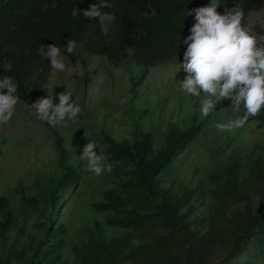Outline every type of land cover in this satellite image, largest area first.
Instances as JSON below:
<instances>
[{
  "label": "trees",
  "instance_id": "16d2710c",
  "mask_svg": "<svg viewBox=\"0 0 264 264\" xmlns=\"http://www.w3.org/2000/svg\"><path fill=\"white\" fill-rule=\"evenodd\" d=\"M210 2L0 0V63L7 66L0 70V79H13L18 102L34 104L47 98L43 86L52 67L39 50L43 46L47 50L48 45H56L62 59L83 70L88 55L103 57L112 66L129 60L141 69L181 62L187 48L183 37L196 23L193 10L210 6ZM263 2L220 0L216 10L224 15L239 8L245 15L259 10ZM93 4H107L101 11L110 13L113 20L101 25L85 17L83 11ZM70 39L76 42L71 54L66 48ZM0 92L6 94L7 89ZM205 120H193L184 129L169 126L162 145L155 150L149 133L115 142L102 132L105 162L115 165L113 170L126 179L102 189L89 201L92 211L110 215L103 222L96 219L82 225L73 242L68 240L72 213L67 209L57 215V209L78 181L77 168L65 163L60 139L49 128L60 171L50 181V213L39 223L38 233L28 245L29 256L23 258L24 250L17 253L22 264H264V156L250 162L246 176L240 175L235 159L207 191L183 187L174 193L155 187L154 179L171 165ZM250 120L264 127V109ZM18 190L17 186L14 192ZM205 196L209 197L207 213L195 216ZM20 198L29 206L35 202ZM12 220L8 201L1 195L0 239ZM145 233L149 234L147 239L131 245L132 239ZM67 251L71 263L65 259Z\"/></svg>",
  "mask_w": 264,
  "mask_h": 264
},
{
  "label": "rangeland",
  "instance_id": "374dc122",
  "mask_svg": "<svg viewBox=\"0 0 264 264\" xmlns=\"http://www.w3.org/2000/svg\"><path fill=\"white\" fill-rule=\"evenodd\" d=\"M243 22L251 27L254 35L264 36V2L259 10L245 14ZM39 53L44 56L43 48ZM127 54L130 56L131 51ZM64 61L73 70L58 72L52 68L43 92L53 95V104L58 105L59 95L68 91L80 108L75 120L66 119L56 126H48L47 121L38 118L32 104L18 102L12 118L0 124V196L7 199L13 216L10 229L0 239V264H22L17 253L24 250L23 258L29 256L28 245L37 235L39 223L50 213L48 188L60 171L50 130L60 139L65 163L77 168L78 181L65 193L64 202L57 209V215L67 209L72 213L68 240L73 242L82 225L96 219L103 222L110 215L95 213L89 208V201L102 189L114 187L126 179L113 170V164L110 173L105 171L99 177L87 170L79 156L89 141L96 142V151L102 155V132L115 142L131 141L139 133H149L155 150L162 145L163 133L169 126L184 129L193 120L203 118L199 105L206 97L203 93L199 98L190 97L181 88L180 83L187 75L180 69L184 61L141 69L129 60L112 66L103 57L88 55L85 56L86 70ZM6 68L0 63V70ZM93 88L98 90L93 92ZM243 113L242 104L237 112L231 100L220 101L195 137L154 179L156 189H170L175 193L183 187H202L207 191L221 176L222 169L235 159L240 175L246 176L250 162L264 156V127L250 120L242 128L225 131L216 128V124H228ZM104 163L110 164L105 160ZM17 186L19 190L14 192ZM21 196L33 198L34 204L29 206L22 202ZM202 203L195 216L207 213L209 197L205 196ZM148 236V233L137 236L130 241L131 245ZM67 255L65 259L71 263L70 251Z\"/></svg>",
  "mask_w": 264,
  "mask_h": 264
},
{
  "label": "clouds",
  "instance_id": "9594fccd",
  "mask_svg": "<svg viewBox=\"0 0 264 264\" xmlns=\"http://www.w3.org/2000/svg\"><path fill=\"white\" fill-rule=\"evenodd\" d=\"M220 0H211L210 6L194 9L196 23L191 34L183 43L187 45L180 69L187 74L180 83L182 90L190 97L206 98L200 101L199 110L207 118L222 100H231L239 112L241 104L245 113L228 124H216L219 131L242 128L249 117L257 116L264 109V36H256L251 27L244 24V13L239 8L221 15L217 12ZM107 4H93L83 15L97 20L101 25L110 23L113 16L101 11ZM191 15V13H188ZM106 31V30H105ZM76 42L69 40L67 51L71 54ZM43 53L50 59V65L58 72L72 71L73 67L60 58V49L48 45ZM78 67V65L76 66ZM0 124H6L13 116L18 104L15 95L17 85L10 76L0 79ZM98 89L93 88L96 92ZM59 104H53V95L38 99L31 107L41 120L50 125L67 120H75L80 108L66 91L58 97ZM95 141H89L82 149L79 159L87 170L99 177L103 172H111V164L104 163V157L97 153Z\"/></svg>",
  "mask_w": 264,
  "mask_h": 264
},
{
  "label": "water",
  "instance_id": "95a60500",
  "mask_svg": "<svg viewBox=\"0 0 264 264\" xmlns=\"http://www.w3.org/2000/svg\"><path fill=\"white\" fill-rule=\"evenodd\" d=\"M230 1H232V2H237L238 0H230Z\"/></svg>",
  "mask_w": 264,
  "mask_h": 264
}]
</instances>
